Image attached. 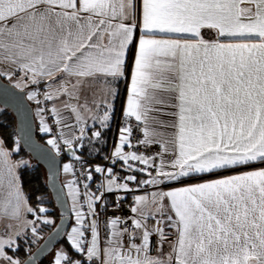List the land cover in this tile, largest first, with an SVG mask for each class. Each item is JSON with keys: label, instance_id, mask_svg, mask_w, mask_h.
<instances>
[{"label": "snow or ice", "instance_id": "1", "mask_svg": "<svg viewBox=\"0 0 264 264\" xmlns=\"http://www.w3.org/2000/svg\"><path fill=\"white\" fill-rule=\"evenodd\" d=\"M0 77L37 105L75 218L33 205L35 166L0 135V264H264V0H0ZM12 100L28 143L24 96L0 85V114Z\"/></svg>", "mask_w": 264, "mask_h": 264}, {"label": "water", "instance_id": "2", "mask_svg": "<svg viewBox=\"0 0 264 264\" xmlns=\"http://www.w3.org/2000/svg\"><path fill=\"white\" fill-rule=\"evenodd\" d=\"M0 85H3L4 87H7L9 89H11L12 92H14L16 94V96L20 97V96H24V105H26V108H22V111L24 112L25 115V122H26V133L28 136H30V140L28 143H25V139L24 138H20L22 136V134L20 133V124H21V119H22V115L21 112L17 111V108L14 105V100H12L7 107H5V109H8L14 116L15 118V132H16V137L19 138V144L21 145V147L28 153L29 157L31 160L36 161L38 164H40L46 173V183H47V187L50 191L51 197L54 201V204L58 210V214H59V218L56 221V225H61L64 230H68L69 228V224H70V211H65V209L63 207H61L58 199H57V195H56V191L55 189L52 188L51 186V181L48 179V175H49V161L46 157V155L43 153V149H49V146L45 143L40 142L37 137H36V121H35V116H34V111H33V107L31 105V103L29 101H27L25 93L21 92L19 89H15L12 88V85L10 83H8L7 81H5L2 77H0ZM0 106L4 107L2 101H0ZM33 145L32 147H30L29 145ZM38 146V149L35 147ZM50 150V149H49ZM52 155L54 156L55 153H52ZM57 160V165L56 167H58L60 169L61 172V163H62V156L61 157H56ZM60 172L57 178V186L63 188V184L61 182L60 179ZM64 193L66 194L65 189L63 188ZM67 200L68 198L65 197ZM68 207L70 208L69 205V201H68ZM53 226V228L43 237V239L40 241V243L31 251V254H36L38 248L43 245L49 238V234L52 233L54 231L55 226ZM59 241L62 240V238H57ZM58 243H54V247L57 245ZM48 255L47 252H45L44 254L38 256L37 258V264L46 256ZM27 259V257L25 258Z\"/></svg>", "mask_w": 264, "mask_h": 264}, {"label": "trees", "instance_id": "3", "mask_svg": "<svg viewBox=\"0 0 264 264\" xmlns=\"http://www.w3.org/2000/svg\"><path fill=\"white\" fill-rule=\"evenodd\" d=\"M128 63L130 66V59ZM121 105H122V99L120 100L119 98V100L117 101V111H116L117 118L120 115ZM114 132H115V124L113 126L112 132L108 133L109 138H111ZM0 135H2L3 138L7 141V144L9 147L14 146V139H17L16 132H15V118L8 109H5L4 112L0 114ZM36 137L40 142L45 143L43 140V137L39 135L37 130H36ZM21 157H23L24 159L30 160L31 163L35 166L34 170L23 172L25 192L31 195L33 205H35L36 195L43 193L44 198L47 202L46 206L50 209L51 217L56 222L59 218V214L54 204V201L51 197L50 191L47 187L46 173H45L44 168L40 164H38L36 161L31 160L28 153L20 145V151L18 153L13 154V159H20ZM102 162L104 161L100 159L99 157H97L95 160L90 161V163H93V164H96V163L101 164ZM29 217L32 218L31 216ZM53 226L54 225L41 226L42 239L53 228ZM42 239L38 240L35 244L31 245V251L40 243ZM63 242H64L63 239L59 241V243H63ZM59 243L56 246H59ZM48 256L49 255L43 258L38 264H48V259H50ZM26 257H27V254L24 252V249L22 247L20 249V258L24 260Z\"/></svg>", "mask_w": 264, "mask_h": 264}, {"label": "built area", "instance_id": "4", "mask_svg": "<svg viewBox=\"0 0 264 264\" xmlns=\"http://www.w3.org/2000/svg\"><path fill=\"white\" fill-rule=\"evenodd\" d=\"M26 91H27V90H26ZM30 102H31V105H32V107H33V111H34V116H35V121H36V129H37V132L40 133V131H39V118L35 115V109H36L37 105H36L34 102H32V101H30ZM43 106H46V107H49V108H50V107H51V104H50L49 102H44V105H43ZM119 116H120V115H119ZM36 118H37V120H36ZM118 118H119V117H118ZM48 122H49L50 124H52V117H51L50 114H48ZM53 128H54V131H55V130H56V126L53 125ZM40 134L46 138L45 140L48 139V134H43V133H40ZM45 144H46V141H45ZM70 159H71V157L68 156L66 153L62 155V163H61L60 179H61V182H62L63 185H64L65 183H67L68 181H70V180L73 179V176H72L71 174H65V173H63V171H62L63 163L68 162ZM101 164H107V162L104 161V162H102ZM116 171H117L118 173H120V175H123V174H124L123 172L120 171L119 165L116 166ZM77 177H79V169H78V168H77ZM139 178H140V179H144V178H146V176H143V175H142V176H140ZM81 179H82V178H81ZM131 186H132V187H135L134 184L131 185ZM64 189L66 190V188H64ZM80 189H81V192L83 193L84 189H83V184H82V183L80 184ZM148 190L150 191L151 189L149 188ZM138 194H146V192H145L144 189H137L134 193H132L131 195H129V196L127 197V199H126V201H125V214H127V208H128V206L131 204L132 199H133V196H134V195H138ZM68 201H69V200H68ZM69 205H70V207H71V204H70V203H69ZM70 215H71V218H70V224H69V228H68L67 231H70L72 225H73L74 222H75V218H74V216H72L71 213H70ZM153 254H155V251H153Z\"/></svg>", "mask_w": 264, "mask_h": 264}, {"label": "crops", "instance_id": "5", "mask_svg": "<svg viewBox=\"0 0 264 264\" xmlns=\"http://www.w3.org/2000/svg\"><path fill=\"white\" fill-rule=\"evenodd\" d=\"M129 59H130V65H131V55L129 56ZM126 87H127V81H122L121 84H120V100L122 99V104H123L124 98L126 96ZM49 103L52 106L53 102H49ZM57 106L61 107L58 103H57ZM85 115H90V114L85 113ZM36 120H37V118H36ZM72 123H75V121L73 120ZM89 123H91V121H89ZM204 178L205 179H212L214 177L207 176V177H204ZM189 182H192V181H189ZM65 191L67 193V189ZM138 195H144V194H138ZM68 200H69V203L71 204V201H70L69 198H68ZM28 219H31V218L28 217ZM10 223H14V222L10 221L8 219H0V234H3L6 231V226L8 224H10Z\"/></svg>", "mask_w": 264, "mask_h": 264}, {"label": "rangeland", "instance_id": "6", "mask_svg": "<svg viewBox=\"0 0 264 264\" xmlns=\"http://www.w3.org/2000/svg\"><path fill=\"white\" fill-rule=\"evenodd\" d=\"M5 79V78H4ZM5 81H7L6 79H5ZM8 82V81H7ZM9 83V82H8ZM30 102V101H29ZM31 103V102H30ZM88 114V113H87ZM37 130V129H36ZM39 133V132H38ZM90 134V133H89ZM39 135H41L40 133H39ZM42 136V135H41ZM43 137V140H44V142L46 141L45 139V137L44 136H42ZM30 218V217H29ZM32 219V218H31ZM53 219V218H52ZM41 226H44V225H41ZM56 247H58V246H56ZM165 251H167V247H165ZM49 258H50V256H48Z\"/></svg>", "mask_w": 264, "mask_h": 264}]
</instances>
